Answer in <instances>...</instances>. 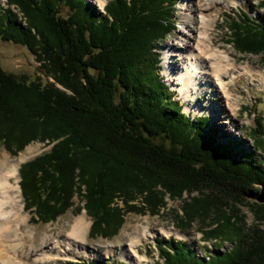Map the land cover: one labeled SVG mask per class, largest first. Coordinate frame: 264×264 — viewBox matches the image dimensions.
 <instances>
[{
  "label": "trees",
  "instance_id": "trees-1",
  "mask_svg": "<svg viewBox=\"0 0 264 264\" xmlns=\"http://www.w3.org/2000/svg\"><path fill=\"white\" fill-rule=\"evenodd\" d=\"M4 5L0 42L24 47L50 79L0 68V144L12 155L32 142L51 145L18 172L33 221H54L76 196L92 221L88 236L112 237L125 213L155 215L166 199L178 200L179 227L197 220L206 240L232 247L221 252L220 243L200 258L183 242L159 239L156 264H264V131L249 134L254 157L236 154L206 117L182 112L159 77L156 49L176 29L173 0H110L102 13L89 0ZM229 19L227 44L264 64V20ZM138 198L142 206L130 203Z\"/></svg>",
  "mask_w": 264,
  "mask_h": 264
},
{
  "label": "rangeland",
  "instance_id": "rangeland-1",
  "mask_svg": "<svg viewBox=\"0 0 264 264\" xmlns=\"http://www.w3.org/2000/svg\"><path fill=\"white\" fill-rule=\"evenodd\" d=\"M110 0H105L103 5L98 6L95 0H89L90 4L98 11L102 13L103 7ZM174 5V22L176 29L170 32L169 35L165 37V40L158 45L157 52L159 55V77L163 79L164 84L168 88L169 92L173 93V99L177 100L182 106V112L190 118L198 119L199 117L207 118L206 127L210 130H216L215 138L218 143L232 150L233 153L241 154H253L252 141L250 140V132L256 131L258 133L264 131V86L262 84L259 75H241L240 78L234 80V83L230 86L231 92L238 97L237 109L235 111L234 125H229L223 123L220 118L215 115H209L205 110L202 112L194 113L193 108L188 109L187 104L184 101L183 95L178 89H173L168 82V72L166 55H171L169 50V43L175 41L182 45L180 52L185 49L184 42L182 41V35L187 33L184 23L181 21V13L187 12V1L184 0H173ZM0 6L2 8L6 7L4 5V0H0ZM214 14L216 17L212 20V35L217 41L222 49L230 52V58L232 63L237 65L249 64L253 69L260 70L264 74V64L262 63L259 56H254L250 54H239L227 44V40L230 38L228 26L231 24L229 16L234 17L235 15L242 16L243 14H249V16L255 21L264 20V9L259 8L257 0H239L236 5L229 8H222L221 10H215ZM172 59V58H171ZM170 59V60H171ZM0 68L6 72L14 74L18 78H23L27 80L41 79L43 81H50L47 76L42 73V68L40 62L30 54L28 50L19 45H14L12 43L0 42ZM174 74V73H173ZM205 78L202 79L200 84L202 87H207L204 82ZM233 96L230 97V100ZM204 103V102H203ZM223 128H226L223 129ZM51 145H43L39 142H32L25 146L17 154L12 155L8 152L2 144H0V155L6 154L10 160L16 159L19 156L25 154L28 149L31 150L29 157L21 163L23 165L25 162L34 159L36 156L48 151ZM255 155L259 156L258 152ZM254 157V155H252ZM20 165V167H21ZM19 167V169H20ZM19 172V170H18ZM16 183L18 185V191L20 194V205L23 207V197L21 195L19 183L20 176L19 173L16 176ZM183 198H187L184 194ZM136 206H142L143 203L140 198L130 202ZM119 207L123 208V203L117 200ZM181 201H171L166 199V206L164 209H160L158 214L152 215L148 212H135L129 211L124 214L123 224L116 231L115 235L112 237H89L86 236V252H79L78 250H70L69 253L65 254L63 258L67 260H60L55 264H80L94 261L108 262L111 264L121 263V264H156L161 263L159 259V253L156 248V240L173 239L176 241H183L187 246L191 247L200 258H206L207 252H214V246L222 243L219 251L223 252L229 250L232 245L228 242H220L219 240H206L203 237V228L199 226L197 220L193 221L189 226L179 227L178 221L175 220V214L181 215ZM83 206V201H80L76 196L73 197V206L69 208L64 214L58 216L54 221L47 223H40L33 221L31 215L28 211L23 209V213L26 215L27 221L23 224L22 229L26 231H34L35 234L34 241L35 244H40L41 237L50 235L60 229L62 226H69L75 218L85 215L86 220L91 225L92 221L85 213ZM78 209V210H76ZM240 213L245 217V222L247 224H252V215L247 208L240 206ZM90 228V227H89ZM146 228L148 230H157L159 228L171 231L170 236H163L156 234L155 237L149 240L140 241L135 247V253H128L130 255L128 258L122 259L120 255L115 254L113 251L118 249H127V236L129 237L133 230ZM264 229V226H261ZM46 230V231H44ZM47 232V233H46ZM89 232V230H88ZM28 248H25L23 255L26 254ZM112 251L110 256L107 257L105 252ZM81 251V250H80ZM134 254V256L132 255ZM137 256V257H136ZM138 257L142 260L137 261ZM130 259V260H129Z\"/></svg>",
  "mask_w": 264,
  "mask_h": 264
},
{
  "label": "bare ground",
  "instance_id": "bare-ground-1",
  "mask_svg": "<svg viewBox=\"0 0 264 264\" xmlns=\"http://www.w3.org/2000/svg\"><path fill=\"white\" fill-rule=\"evenodd\" d=\"M184 1L188 3L187 12L181 13L180 18L187 31L181 36L185 49L180 52L182 45L175 41L169 43L171 55H166L168 82L173 89L182 93L187 108H193L194 113L205 110L207 114L220 118L224 124L234 125L235 118L232 116L238 100L230 89L234 80L241 75H259L264 86V74L260 70L253 69L249 64L232 63L230 52L216 44L212 35V20L216 17L214 11L236 5L239 0ZM95 2L100 6L105 0ZM203 78L207 87L200 84ZM30 152L28 149L25 154L13 160L6 154L0 155V264H55L67 260L63 256L70 250L86 252L85 241L90 224L85 215L75 218L69 226H62L53 234H45L40 244H35L34 231L22 229L27 218L20 205L16 176ZM156 234L170 236L171 231L135 228L127 236V249L113 252L126 259L130 256L127 252L136 254L137 250L134 249L140 241L149 240ZM25 248L28 250L23 255ZM110 253L112 251L105 252L107 257ZM140 260L141 257H138L137 261Z\"/></svg>",
  "mask_w": 264,
  "mask_h": 264
}]
</instances>
